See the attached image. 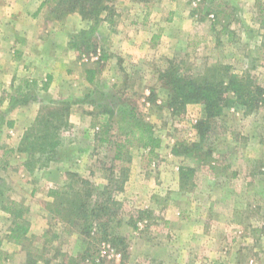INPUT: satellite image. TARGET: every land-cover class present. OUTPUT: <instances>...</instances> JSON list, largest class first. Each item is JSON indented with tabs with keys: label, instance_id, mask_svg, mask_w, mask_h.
Segmentation results:
<instances>
[{
	"label": "rangeland",
	"instance_id": "374dc122",
	"mask_svg": "<svg viewBox=\"0 0 264 264\" xmlns=\"http://www.w3.org/2000/svg\"><path fill=\"white\" fill-rule=\"evenodd\" d=\"M5 1L10 0H0V23L11 19ZM109 3L115 10L112 26L119 30L121 25V37L135 33L143 51L119 60L112 51L117 41L113 28H97L90 38L97 39L98 50L101 46L110 50L114 68L111 61L104 64L94 56L98 50H85L83 45L82 59H93L105 71L102 81L84 94L57 98L41 94L39 118L60 111L68 121L75 108L77 112L88 108L94 122L103 126L78 137L68 125L59 132L53 158L36 154L37 162L30 168L24 166L27 157L21 163L0 161V210L4 204H16L21 212L16 220L28 227L18 251L3 244L7 251L0 264H264V100L253 106L231 104L209 119L207 145L212 155L202 164L199 155L175 151L181 143L198 141L195 126L205 117L204 107L170 106L168 89L160 79L173 60L180 73L193 77L226 65L230 72L248 76L252 87L264 88V0ZM35 6L36 1L26 0L23 8ZM52 8L53 2L32 18L36 28L64 25L65 15L58 16ZM145 11L150 14L143 23ZM23 96L28 100L37 94L29 91ZM133 124L147 127L159 144L153 149L128 146L123 161H116L114 142L125 138L120 127L130 130ZM3 129L0 138L6 134ZM70 139L71 146L65 143ZM181 166L195 169L183 186ZM79 177L99 189L109 185L112 198L119 202L107 234L95 228L86 234L82 221L73 223L75 218L55 213L57 199L45 198L47 189L78 187ZM33 186L41 191L30 194ZM18 196L24 201L14 200ZM13 224L14 218L0 211V241L8 239Z\"/></svg>",
	"mask_w": 264,
	"mask_h": 264
},
{
	"label": "trees",
	"instance_id": "16d2710c",
	"mask_svg": "<svg viewBox=\"0 0 264 264\" xmlns=\"http://www.w3.org/2000/svg\"><path fill=\"white\" fill-rule=\"evenodd\" d=\"M52 1L55 3V8L52 9L58 11V16L77 11L83 20L91 22L88 29H82L71 36L70 47L80 52L83 45H86L85 50L96 51L98 48L97 39L90 38V36L95 33L97 25L101 21L112 22V15L115 10L114 6L109 3L111 0ZM107 57V52L101 46L99 58L105 60ZM179 70L178 64L170 60L168 67L160 77L168 89L170 106L184 108L187 104L199 103L204 107L205 117L198 120L195 126L199 136L198 141L181 143L175 153L176 155L184 153L191 156L194 154L199 155L200 163L205 164L211 159L212 155V151L207 145L211 130L209 119L218 115L224 107L231 104L239 103L253 106V103H257L260 99L264 100V88L252 87L248 76L230 72L229 67L226 65L209 67L199 77L182 74ZM94 72L95 70H87V74L90 76ZM229 93H232L233 96L230 97ZM65 112L67 113V111ZM108 113L113 114L111 110ZM38 118L39 115L34 120L36 121L35 124L24 131L17 146V151L27 157L24 162L26 168H30L32 164L37 162V159L35 161L36 154L40 156L46 154L47 158L52 159L56 154V148L60 145L59 132L69 125L67 114L64 115L60 111L50 112L46 117L41 116ZM120 130L123 131L125 138L122 141L114 142L113 159L116 161H123V151L128 146L137 144L153 149L159 144V140L152 135L147 127L144 129L143 126L133 124L130 130L127 127H120ZM179 170L180 186H183L187 184L195 169L191 166H181ZM71 176L76 178L75 174H71ZM110 180L115 183L118 182L117 179ZM123 182L124 178L121 180V184ZM75 184H79V186L73 187L65 184L61 189H50L49 195L54 200L57 199L55 213L70 220L72 217L75 218L76 220L73 223L82 221L83 223L80 222L79 224L82 223L84 226L82 231L86 234H90L92 228L107 234L105 228H107L109 218L116 214L119 208V202L111 196L109 185L99 189V187L80 177L75 180ZM121 184L119 189L122 188ZM72 185H74V182ZM64 196L65 198H63ZM104 196L105 198H102ZM2 210L14 218V224L9 230V238L16 244H21L28 227L16 220L21 217L19 207L14 203H9L4 204ZM4 256L5 254L0 250V260Z\"/></svg>",
	"mask_w": 264,
	"mask_h": 264
},
{
	"label": "crops",
	"instance_id": "0c3cea01",
	"mask_svg": "<svg viewBox=\"0 0 264 264\" xmlns=\"http://www.w3.org/2000/svg\"><path fill=\"white\" fill-rule=\"evenodd\" d=\"M29 1H36L34 9L25 10L23 8L26 0L5 1L4 7L7 8L5 12L8 11L11 19L6 20V23L3 22L4 20L0 23V86L2 91L0 94V127L6 131L4 137L0 138V146L4 145V148L2 146L0 148L2 153H0V161L6 164L24 161L26 156L17 151V146L24 131L38 115L41 94L57 98L91 92L95 83H100L105 74V71H100L95 66L93 59L90 62H84L80 52L69 45L71 36L82 29H88L90 21L83 20L80 14L74 11L65 15L63 26L48 27L46 25L36 28L32 18L43 13L53 1ZM149 14L148 11H145L142 17L143 23L146 22ZM131 23L133 24V22ZM116 27L107 21H101L97 25L98 29L104 28L108 31H112L113 28V37L117 41L113 43L112 51L115 56L117 55L116 58L124 59L129 54L133 55V58L136 53L143 51L141 44L134 40L135 33L130 32L129 36L124 33L121 37V33H123L120 31L121 25H118L119 30H115ZM123 38L127 42H123ZM104 50L107 52V59L99 58L100 49L94 56L106 64L111 61L112 57L110 50L105 48ZM113 63L111 61L109 66L114 68ZM87 70H95V72L90 76L87 74ZM114 74H116L115 71ZM113 79L116 81L118 77L115 75ZM29 91L37 94V97L25 100L23 94ZM28 108L30 110H27ZM68 123L70 133L72 134L73 130L77 131L78 137L81 136V132H93L103 126L100 122H94L88 108H83L80 112H77V108H75L68 117ZM9 131L12 132V135H9ZM85 136L88 138L89 135L86 133ZM96 142L98 141L96 140ZM65 143L70 146L74 144L71 139ZM8 153L9 155L6 157ZM50 189L45 192L46 200L53 198L49 195ZM40 191L33 186L30 194ZM14 200L24 201V198L18 196ZM0 211L6 215L5 211ZM3 241H0L2 252L7 251L4 250V243L16 247L14 251H18L19 245L9 236L6 241Z\"/></svg>",
	"mask_w": 264,
	"mask_h": 264
}]
</instances>
